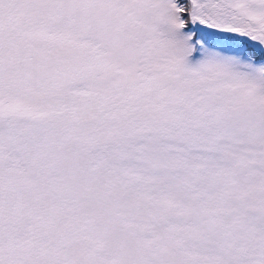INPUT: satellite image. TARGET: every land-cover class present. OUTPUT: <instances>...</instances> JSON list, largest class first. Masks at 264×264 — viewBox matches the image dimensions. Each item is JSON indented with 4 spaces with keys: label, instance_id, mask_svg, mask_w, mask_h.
Instances as JSON below:
<instances>
[{
    "label": "snow or ice",
    "instance_id": "snow-or-ice-1",
    "mask_svg": "<svg viewBox=\"0 0 264 264\" xmlns=\"http://www.w3.org/2000/svg\"><path fill=\"white\" fill-rule=\"evenodd\" d=\"M0 264H264V0H0Z\"/></svg>",
    "mask_w": 264,
    "mask_h": 264
}]
</instances>
